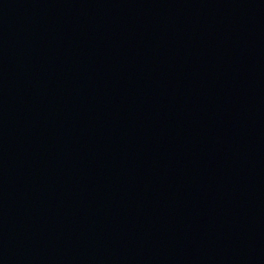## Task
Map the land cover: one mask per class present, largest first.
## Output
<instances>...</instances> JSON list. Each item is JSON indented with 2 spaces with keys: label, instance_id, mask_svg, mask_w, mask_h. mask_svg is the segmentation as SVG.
<instances>
[{
  "label": "water",
  "instance_id": "1",
  "mask_svg": "<svg viewBox=\"0 0 264 264\" xmlns=\"http://www.w3.org/2000/svg\"><path fill=\"white\" fill-rule=\"evenodd\" d=\"M0 264H264V0H0Z\"/></svg>",
  "mask_w": 264,
  "mask_h": 264
}]
</instances>
